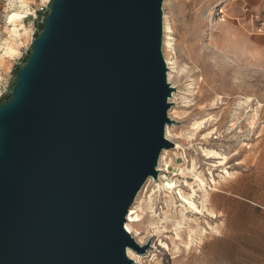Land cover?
I'll list each match as a JSON object with an SVG mask.
<instances>
[{
    "label": "water",
    "instance_id": "1",
    "mask_svg": "<svg viewBox=\"0 0 264 264\" xmlns=\"http://www.w3.org/2000/svg\"><path fill=\"white\" fill-rule=\"evenodd\" d=\"M164 0H51L0 104V264H134L124 224L157 178L174 87Z\"/></svg>",
    "mask_w": 264,
    "mask_h": 264
},
{
    "label": "rangeland",
    "instance_id": "2",
    "mask_svg": "<svg viewBox=\"0 0 264 264\" xmlns=\"http://www.w3.org/2000/svg\"><path fill=\"white\" fill-rule=\"evenodd\" d=\"M50 3L0 0V104ZM162 9L173 39L163 54L176 61L173 146L127 213L126 230L147 245L134 264H264V0H164Z\"/></svg>",
    "mask_w": 264,
    "mask_h": 264
},
{
    "label": "bare ground",
    "instance_id": "3",
    "mask_svg": "<svg viewBox=\"0 0 264 264\" xmlns=\"http://www.w3.org/2000/svg\"><path fill=\"white\" fill-rule=\"evenodd\" d=\"M16 15H17V17L18 18H20V17H22V13L20 12V11H17L16 12ZM14 33L15 34H18L16 31H14ZM168 33H170V29H169V26H168V23H167V20H166V16H165V14H163V36H164V38H163V47L164 48H166V46H168V45H170V47L173 45V43H172V41L171 40H173L172 38H169L168 37ZM168 40H170V43L168 42ZM14 48V47H13ZM165 58V60H166V63H167V66H168V73H167V80H168V82L170 83V84H172L173 82H172V79H173V77H174V73L176 72V66H175V64H176V61H175V56H172V57H170V58H167L166 56L164 57ZM173 85V84H172ZM173 97V96H172ZM171 97V101H173L172 99H174V97L172 98ZM172 103V102H171ZM165 136H166V138L167 139H169V137H168V126H166V128H165ZM166 150H163L162 152H161V155H160V163L158 164V166H159V171H162L163 169L160 167L161 166V163H162V160H163V158H164V152H165ZM166 165H168V163L166 164ZM199 179V178H198ZM150 181V178H148L147 179V181L145 182V184L142 186V188H141V190L139 191V193L137 194V196H136V198H135V201H134V203L137 201V199H138V197L140 196V194L143 192V190H144V187H145V185H146V183L147 182H149ZM131 208H129L130 209V211H132V207L133 206H130ZM135 208V207H134ZM134 212V211H133ZM131 217V216H130ZM132 218V217H131ZM135 219V218H134ZM131 220V219H130ZM180 224V223H179ZM132 227V226H131ZM179 228V227H178ZM177 228V229H178ZM176 237H177V239H182L181 238V231L179 230V232H176ZM134 238V237H133ZM138 241V240H137ZM136 241V242H137ZM138 243V242H137ZM182 243H183V241H182ZM186 243V242H185ZM184 243V244H185ZM189 243V242H188ZM139 244V243H138ZM187 244V243H186ZM187 246V245H186ZM127 254H128V256L130 257V258H132L133 260L135 259V252H134V250L133 249H130V248H128L127 249ZM137 255V254H136Z\"/></svg>",
    "mask_w": 264,
    "mask_h": 264
},
{
    "label": "built area",
    "instance_id": "4",
    "mask_svg": "<svg viewBox=\"0 0 264 264\" xmlns=\"http://www.w3.org/2000/svg\"><path fill=\"white\" fill-rule=\"evenodd\" d=\"M42 13H47L48 11H47V9L46 8H44V9H41L40 10ZM256 19H258V17H256ZM259 20V19H258ZM263 22L262 21H259V25H260V29L263 27Z\"/></svg>",
    "mask_w": 264,
    "mask_h": 264
},
{
    "label": "trees",
    "instance_id": "5",
    "mask_svg": "<svg viewBox=\"0 0 264 264\" xmlns=\"http://www.w3.org/2000/svg\"><path fill=\"white\" fill-rule=\"evenodd\" d=\"M44 25H42V27H43ZM15 82H16V80H15ZM11 97V96H10Z\"/></svg>",
    "mask_w": 264,
    "mask_h": 264
}]
</instances>
